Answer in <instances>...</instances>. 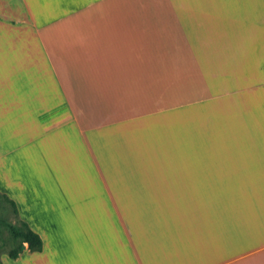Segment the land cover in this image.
Instances as JSON below:
<instances>
[{"label": "crops", "instance_id": "0c3cea01", "mask_svg": "<svg viewBox=\"0 0 264 264\" xmlns=\"http://www.w3.org/2000/svg\"><path fill=\"white\" fill-rule=\"evenodd\" d=\"M0 196V264H264V0H0Z\"/></svg>", "mask_w": 264, "mask_h": 264}, {"label": "rangeland", "instance_id": "374dc122", "mask_svg": "<svg viewBox=\"0 0 264 264\" xmlns=\"http://www.w3.org/2000/svg\"><path fill=\"white\" fill-rule=\"evenodd\" d=\"M18 10L19 6L16 4ZM23 225L17 220L12 206L0 196V254L16 250L20 246V238L15 233H22Z\"/></svg>", "mask_w": 264, "mask_h": 264}, {"label": "trees", "instance_id": "16d2710c", "mask_svg": "<svg viewBox=\"0 0 264 264\" xmlns=\"http://www.w3.org/2000/svg\"><path fill=\"white\" fill-rule=\"evenodd\" d=\"M23 228L24 230L22 233H15L13 232L14 236H17L20 238V242L26 244V248L29 251H37L40 247V241L36 235L31 233L24 224ZM21 249V246H19L16 250H10L7 252V255L9 258L14 259L17 256V253H19Z\"/></svg>", "mask_w": 264, "mask_h": 264}]
</instances>
